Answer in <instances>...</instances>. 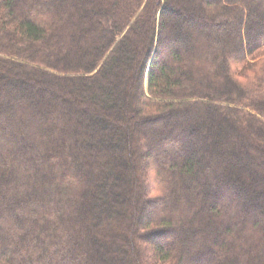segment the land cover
<instances>
[{
    "label": "trees",
    "instance_id": "1",
    "mask_svg": "<svg viewBox=\"0 0 264 264\" xmlns=\"http://www.w3.org/2000/svg\"><path fill=\"white\" fill-rule=\"evenodd\" d=\"M173 3L0 0V264H264V0Z\"/></svg>",
    "mask_w": 264,
    "mask_h": 264
},
{
    "label": "rangeland",
    "instance_id": "2",
    "mask_svg": "<svg viewBox=\"0 0 264 264\" xmlns=\"http://www.w3.org/2000/svg\"><path fill=\"white\" fill-rule=\"evenodd\" d=\"M198 2H199V0H174L173 4L175 5L176 8H180V10L182 12H184V14H188V15H191V16H196L197 15L196 4ZM200 8L205 13L204 7L201 6ZM172 19L174 20V22H172V25H174V27H177L179 25V23H180V20L178 18H175V17H173ZM161 51H162L163 57H165L167 55L166 49H164V50L161 49ZM142 130L144 132V137H146V133H149V130H147L146 127H142ZM220 137H221V130L219 131V136L216 137V138H218V140H220ZM137 138H138L139 142H142V140H141V138L139 137L138 134H137ZM196 147L197 146H195V148ZM140 152H141L139 154L140 161H139L138 166H137V173H138V175L140 174L142 176L140 180L142 182H145L146 186H150L151 183H152L151 179L149 180V177H145V175H146L147 168L149 167V165L151 164L152 161H151V159L147 158L145 150L141 149ZM138 179H139V177H138ZM143 208H144V212L145 213H152L153 212L152 208H148L146 206H144ZM164 240L165 239L163 237L159 236V237H157V240H153L152 242H150V244H152V245L153 244H159V243H161V241H164ZM141 244L142 243H137V246H138V248L140 250H142V253H144V258H147L148 254H146V253L148 251V247L147 246H143V244L142 245ZM117 252H119L120 255L122 254V251L121 252L117 251ZM143 263L146 264V261H143Z\"/></svg>",
    "mask_w": 264,
    "mask_h": 264
}]
</instances>
